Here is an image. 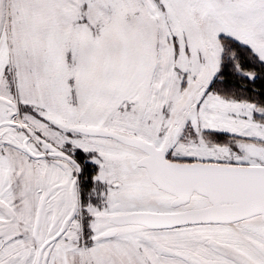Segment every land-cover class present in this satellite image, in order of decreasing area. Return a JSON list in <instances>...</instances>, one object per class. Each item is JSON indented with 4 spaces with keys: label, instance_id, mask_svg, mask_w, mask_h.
<instances>
[{
    "label": "snow or ice",
    "instance_id": "6c2138e0",
    "mask_svg": "<svg viewBox=\"0 0 264 264\" xmlns=\"http://www.w3.org/2000/svg\"><path fill=\"white\" fill-rule=\"evenodd\" d=\"M0 264H264V0H0Z\"/></svg>",
    "mask_w": 264,
    "mask_h": 264
}]
</instances>
